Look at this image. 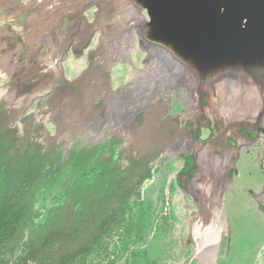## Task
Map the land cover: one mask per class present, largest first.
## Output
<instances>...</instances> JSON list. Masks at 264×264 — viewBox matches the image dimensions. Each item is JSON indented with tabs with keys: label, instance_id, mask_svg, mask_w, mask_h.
<instances>
[{
	"label": "rangeland",
	"instance_id": "obj_1",
	"mask_svg": "<svg viewBox=\"0 0 264 264\" xmlns=\"http://www.w3.org/2000/svg\"><path fill=\"white\" fill-rule=\"evenodd\" d=\"M132 5L0 0V203L11 194L8 203L18 200L24 212L0 245V264H264V125L227 120L225 75L217 72L213 87L210 57L192 55L171 34L176 3L149 37L166 53L170 35L184 48L170 54L182 67L144 38L138 59ZM192 19L200 23L197 11ZM193 89L203 90L204 109L197 100L190 115ZM231 98L234 107L244 100ZM232 146H249L255 171L249 158L241 172L225 163ZM223 206L229 221L213 263L211 242L198 241L193 226Z\"/></svg>",
	"mask_w": 264,
	"mask_h": 264
},
{
	"label": "bare ground",
	"instance_id": "obj_2",
	"mask_svg": "<svg viewBox=\"0 0 264 264\" xmlns=\"http://www.w3.org/2000/svg\"><path fill=\"white\" fill-rule=\"evenodd\" d=\"M131 1L134 4L132 6L135 9L132 12H135V14L137 15L135 16L136 18L135 22L139 23V25L141 24L140 27H137L139 35H135L134 40L131 43L132 44L131 46L134 47V51L136 52L137 58L139 59V57L141 58L145 56L144 51L140 50L138 44V39L144 38L147 41L149 39L148 43H150L153 49L160 51L167 59L171 60L178 68L182 67L179 63H175V61L172 60L171 58L172 56H170V54H172L171 50L173 52L174 50L175 51L179 50V53L177 52L178 53L177 56L178 55L182 56L183 54H181V52L183 53V49H184L183 47L179 46L180 48H177L178 50L175 49L174 48L175 45L172 44V42L170 41L171 36L169 35L167 36L169 38H167L165 41H167L168 44H171L170 45L171 48H169L166 53L162 52L161 49L163 48L158 47L156 45L157 43H155V41L152 40V38H150L151 36L149 35L150 32H154V28L155 29L159 28V30H163L164 26L166 27L167 21L169 19H172L168 15L174 12V7H173L174 3L172 1L170 3L166 1L164 3L160 0H131ZM173 1L175 2V0ZM197 1L194 4V6L196 7L198 3L201 5V2L198 1L197 3ZM179 2L181 4L182 1L180 0ZM186 4L188 7H190L189 3ZM187 6L185 7L186 8L185 13L189 12ZM122 9L123 10H121L120 13H122V15L124 16H127V12L129 11L124 10L126 8H122ZM177 9H179L178 6ZM219 11L222 14L221 19L218 18L217 21L216 20L207 21V19L205 18L206 16L204 17V15H201L202 19L200 20L199 24L198 23L195 24L194 21H192V19H190L191 21L190 20L188 21L186 20V17L178 16L177 18L173 19V21H175L176 23L173 24L175 29L171 31V34L172 35L174 34L177 40H181V42L185 44L186 50L187 49L190 50L192 55H196L198 57L204 56L206 58L210 57L209 63L212 65V67H215L216 69V70H214L213 68L207 69L208 78L210 80V83L213 85V87H216V89L220 87V79L218 78L217 72L221 73L222 71L223 74L225 75L224 77L225 84H223L222 89L226 91L224 92L221 90L218 91V93L224 92L219 103L220 107L223 105L224 103L223 101L225 100V98L227 100L226 105L223 106V108H225L226 110L224 109V111L223 110L221 111L224 114H226L228 121L245 120L249 122H258L264 125V68H263L264 65L261 66L258 63V61L253 60L251 56L250 57L247 56L246 59V55L244 56L243 51L241 50L240 43L235 38V36H233L230 28H228L229 23L226 17L223 15L225 9L221 6L219 7ZM88 16L92 19L95 18L94 9L88 12ZM241 23L245 27L247 26V21L242 20ZM186 24L189 26H187ZM168 26L171 27L172 24L168 22ZM140 29L141 31H139ZM173 36L172 39H174ZM258 39H259L258 40L259 45L262 46L264 49V33L262 36L259 34ZM97 40H98V35H96L94 41L92 42V45L95 47L97 46L98 48L99 44H97ZM89 51L90 49H86L85 55L83 56L84 59L86 60L88 59L87 55ZM190 55L189 53H186L188 59H192V57H194ZM221 64H223L225 68L221 69L220 68ZM236 80H238L239 82H236ZM162 84L164 83L162 82ZM169 92L170 91H168V93ZM180 94L177 93V96L174 99L175 103H177L179 99H181ZM202 95H203V90L193 89L192 91H190V95H189L190 97H188V104L186 105L184 112L190 115L196 114L198 111V107L196 106L197 100H198L199 111L200 108L204 109V107L201 105L200 102ZM238 95H239L238 99L241 100V98H244V100H242L243 102L241 101L240 104L236 105L238 107H234L232 106L231 103H229V101L230 99H232L231 96L238 97ZM181 141L183 143L182 144L183 147L189 148L191 146L190 141L188 139L183 138ZM255 143H256V148H253L251 146L252 147L251 151L254 156L259 157L262 152L259 147L261 142L257 140V142ZM248 147L249 146H244L240 149H236L232 146L231 148L229 147V149L227 148L228 154L225 156V163L227 165L236 164L240 172L244 170L246 168L247 158L250 159L252 157L246 154V149ZM233 154H238L239 157H241L240 161L235 163L232 158ZM196 156L199 163L203 164L205 161L204 155H202V152H200L197 147H196ZM250 161L252 163L251 165L253 171H255L257 168L256 164L253 163L251 159ZM205 163H207V161H205ZM181 165H182V160L179 161L175 170L178 169ZM223 173H224L223 175L224 178L227 177L225 175V171ZM262 179L264 180V177H262ZM262 199L264 201V191H262ZM212 208L213 209H208L207 212H203L202 214L203 217L200 216V218L194 222L195 225L193 226L194 227L193 232L198 241L205 242L203 245L208 244L209 241L211 242L212 251L210 253L211 255L209 258L210 261L214 263L215 256L217 255V250L221 242V238H222L221 234L223 233L222 231L226 229V226L229 221V213L227 212L224 206L222 208L221 207L220 208L212 207ZM214 223H216V225L218 224L220 226V229L219 228L217 229L216 225L214 226Z\"/></svg>",
	"mask_w": 264,
	"mask_h": 264
},
{
	"label": "water",
	"instance_id": "obj_3",
	"mask_svg": "<svg viewBox=\"0 0 264 264\" xmlns=\"http://www.w3.org/2000/svg\"><path fill=\"white\" fill-rule=\"evenodd\" d=\"M179 1L175 0L173 3H176V6H178L179 15L181 17L188 16V19H192L195 11H197L199 20L202 19L201 15H204L207 21H217L218 18L221 19L222 14L219 11V7L222 6L225 9L223 15L229 23L228 28H230L233 36L240 43L241 50L244 56L246 55V59L247 56H251L261 66L264 65V49L258 42L259 34L262 36L264 33V0H198L201 2V5L197 0H181L182 2L189 3V5L192 2L194 8L188 7L187 4L182 7V2L180 4ZM196 1L198 3L197 7L194 6ZM186 6L189 14L185 13ZM242 20L247 21L246 27L241 23Z\"/></svg>",
	"mask_w": 264,
	"mask_h": 264
},
{
	"label": "trees",
	"instance_id": "obj_4",
	"mask_svg": "<svg viewBox=\"0 0 264 264\" xmlns=\"http://www.w3.org/2000/svg\"><path fill=\"white\" fill-rule=\"evenodd\" d=\"M10 195L4 196L0 203V245L11 238L24 213L18 200L8 203Z\"/></svg>",
	"mask_w": 264,
	"mask_h": 264
},
{
	"label": "crops",
	"instance_id": "obj_5",
	"mask_svg": "<svg viewBox=\"0 0 264 264\" xmlns=\"http://www.w3.org/2000/svg\"><path fill=\"white\" fill-rule=\"evenodd\" d=\"M43 70H45V69H43Z\"/></svg>",
	"mask_w": 264,
	"mask_h": 264
}]
</instances>
